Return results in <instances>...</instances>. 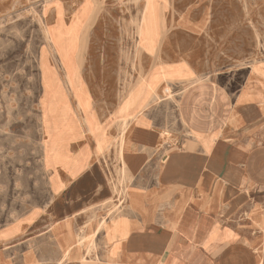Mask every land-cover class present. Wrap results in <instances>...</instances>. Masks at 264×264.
Masks as SVG:
<instances>
[{"label": "rangeland", "instance_id": "374dc122", "mask_svg": "<svg viewBox=\"0 0 264 264\" xmlns=\"http://www.w3.org/2000/svg\"><path fill=\"white\" fill-rule=\"evenodd\" d=\"M184 9L189 22H200V36L174 31ZM108 42L120 52L126 94L141 81L142 109L156 112L164 141L141 171L153 180L171 150L195 136L177 117L190 84L181 79L189 75L181 66H159L171 57L169 47L188 49L197 79L220 77L234 98L251 77L254 93L264 94V0H0V264H67L70 249L81 262H101V234L116 224L133 186L117 166L116 147L113 162L60 198L52 196L45 169L59 161L53 153L59 132L83 136L68 123L66 94L69 89L85 111L87 64L98 56L92 49ZM240 102L231 114L235 127L245 122ZM40 107L50 115L49 129L43 130ZM257 112L264 114V102ZM122 148L121 142L119 154ZM145 180L141 187L151 185ZM52 250L58 258L44 262L41 256Z\"/></svg>", "mask_w": 264, "mask_h": 264}, {"label": "crops", "instance_id": "0c3cea01", "mask_svg": "<svg viewBox=\"0 0 264 264\" xmlns=\"http://www.w3.org/2000/svg\"><path fill=\"white\" fill-rule=\"evenodd\" d=\"M184 12L174 31L200 36V22H189ZM184 20L188 26L181 24ZM102 37L117 38L111 33ZM97 50L92 49L98 56L87 64L89 72L83 79L85 111L69 89L65 100L73 113L68 123L80 126L83 136L74 139L69 130L59 132L53 149L59 161L45 170L52 196L60 198L113 162L116 147L117 166L126 168L133 186L116 224L101 234L98 264H264V114L257 112L264 94L254 93L252 77L234 98L220 77L197 79L200 70L188 59V49L169 47L171 57L165 55L159 66H181L189 75L181 79L190 84L178 99L177 117L195 136L171 150L153 180L141 171L164 141L156 112L142 109L141 81H134L126 94L118 48L108 42ZM156 67L149 68L145 77ZM239 100L245 122L235 127L231 114ZM40 117L43 130L49 129L51 118L43 107ZM141 178L151 185L141 187ZM50 253L42 260L58 258V251ZM63 256L67 264H97L81 262L71 249Z\"/></svg>", "mask_w": 264, "mask_h": 264}, {"label": "bare ground", "instance_id": "6f19581e", "mask_svg": "<svg viewBox=\"0 0 264 264\" xmlns=\"http://www.w3.org/2000/svg\"><path fill=\"white\" fill-rule=\"evenodd\" d=\"M19 18V17H18ZM49 21V20H48ZM89 69V68H88ZM165 92H167V91H165ZM110 106V105H109ZM237 114V113H236ZM233 121V120H232ZM112 221V220H111ZM82 237V236H81ZM84 256V255H83Z\"/></svg>", "mask_w": 264, "mask_h": 264}]
</instances>
